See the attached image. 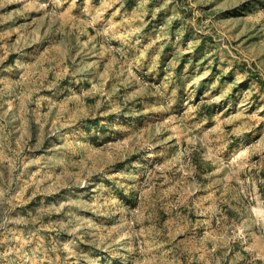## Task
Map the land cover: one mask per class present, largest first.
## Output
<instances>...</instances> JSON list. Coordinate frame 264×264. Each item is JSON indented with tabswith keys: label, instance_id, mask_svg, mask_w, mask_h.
<instances>
[{
	"label": "rangeland",
	"instance_id": "rangeland-1",
	"mask_svg": "<svg viewBox=\"0 0 264 264\" xmlns=\"http://www.w3.org/2000/svg\"><path fill=\"white\" fill-rule=\"evenodd\" d=\"M0 264H264V0H0Z\"/></svg>",
	"mask_w": 264,
	"mask_h": 264
}]
</instances>
